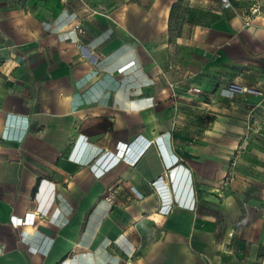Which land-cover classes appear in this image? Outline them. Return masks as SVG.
I'll use <instances>...</instances> for the list:
<instances>
[{
    "label": "crops",
    "instance_id": "crops-1",
    "mask_svg": "<svg viewBox=\"0 0 264 264\" xmlns=\"http://www.w3.org/2000/svg\"><path fill=\"white\" fill-rule=\"evenodd\" d=\"M177 1L0 0V264H264V162L224 184L231 117L183 135L186 75L155 65ZM199 1L228 18L201 46L264 54V0L249 28Z\"/></svg>",
    "mask_w": 264,
    "mask_h": 264
},
{
    "label": "rangeland",
    "instance_id": "rangeland-1",
    "mask_svg": "<svg viewBox=\"0 0 264 264\" xmlns=\"http://www.w3.org/2000/svg\"><path fill=\"white\" fill-rule=\"evenodd\" d=\"M199 3V0H178L175 3L166 38H157H165L167 47L157 46L152 54L160 69L166 67L171 73L183 70L186 75L182 83L185 98L176 113L182 121L179 129L183 135H210L211 122L216 121V114L231 117L229 125L234 129H227L225 124L219 130L220 134L236 140L224 177L226 184L236 177L234 169L243 166V154L254 153L251 163L264 162L258 158V153L264 152V110L260 106L264 104V54L242 39L244 50H236L232 58L224 57L221 47L201 46L200 39H210V31L223 27L228 18L218 16L209 8H201ZM223 3L228 7L239 5L237 0H222ZM243 3L245 15L237 16V25L249 28L259 13H253L252 9L260 6L257 0H243ZM158 45L161 46V41ZM169 87H174L173 82ZM171 96L177 97L173 93ZM216 105H222L219 112L213 109ZM220 119L226 121L225 117Z\"/></svg>",
    "mask_w": 264,
    "mask_h": 264
},
{
    "label": "built area",
    "instance_id": "built-area-1",
    "mask_svg": "<svg viewBox=\"0 0 264 264\" xmlns=\"http://www.w3.org/2000/svg\"><path fill=\"white\" fill-rule=\"evenodd\" d=\"M252 12L253 13H256V12H259V7L257 8V6L256 7H254L253 9H252ZM72 15V14H71ZM79 30L80 31H82V28H79ZM156 183V181H154L153 182V184H155ZM135 193L139 196V197H142V194L141 193H138V192H136L135 191ZM108 198H110V196H108ZM32 221V218L31 219H29L27 216L26 217H22V218H13L12 219V222L13 223H15L16 225H18V224H26V223H28V222H31Z\"/></svg>",
    "mask_w": 264,
    "mask_h": 264
}]
</instances>
